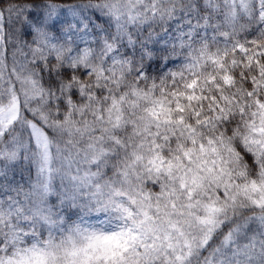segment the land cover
I'll return each mask as SVG.
<instances>
[{"label":"snow or ice","instance_id":"6c2138e0","mask_svg":"<svg viewBox=\"0 0 264 264\" xmlns=\"http://www.w3.org/2000/svg\"><path fill=\"white\" fill-rule=\"evenodd\" d=\"M0 264H264V0H0Z\"/></svg>","mask_w":264,"mask_h":264}]
</instances>
